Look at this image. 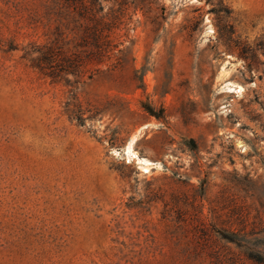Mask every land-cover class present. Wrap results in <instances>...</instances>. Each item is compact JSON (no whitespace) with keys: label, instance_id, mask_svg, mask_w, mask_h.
Listing matches in <instances>:
<instances>
[{"label":"rangeland","instance_id":"1","mask_svg":"<svg viewBox=\"0 0 264 264\" xmlns=\"http://www.w3.org/2000/svg\"><path fill=\"white\" fill-rule=\"evenodd\" d=\"M120 1L101 69L53 79L80 22L0 0V264H260L264 0Z\"/></svg>","mask_w":264,"mask_h":264},{"label":"trees","instance_id":"2","mask_svg":"<svg viewBox=\"0 0 264 264\" xmlns=\"http://www.w3.org/2000/svg\"><path fill=\"white\" fill-rule=\"evenodd\" d=\"M107 1L58 0L60 4L71 9L73 16L80 22L82 29L76 44L78 50H63L54 40L40 49L39 56L32 58L33 65L53 79L67 73L76 74L85 63H93L95 69L100 70L106 61L110 41L119 38L116 36V29H121L126 9L123 1L106 6L104 3ZM82 52L86 53L83 60L79 58ZM247 258L264 264V257L259 253L250 252Z\"/></svg>","mask_w":264,"mask_h":264},{"label":"bare ground","instance_id":"3","mask_svg":"<svg viewBox=\"0 0 264 264\" xmlns=\"http://www.w3.org/2000/svg\"><path fill=\"white\" fill-rule=\"evenodd\" d=\"M132 142H133V140L130 141L129 144L127 145V147H126V153L131 158H135L136 157V153L132 150ZM137 159L142 164V169L144 171H149L150 168H152L153 165H154V162L153 161H151V160H149V159H147L145 157H141V158L138 157Z\"/></svg>","mask_w":264,"mask_h":264}]
</instances>
